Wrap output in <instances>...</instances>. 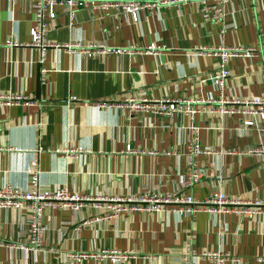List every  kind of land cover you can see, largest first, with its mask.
<instances>
[{
    "label": "crops",
    "instance_id": "0c3cea01",
    "mask_svg": "<svg viewBox=\"0 0 264 264\" xmlns=\"http://www.w3.org/2000/svg\"><path fill=\"white\" fill-rule=\"evenodd\" d=\"M53 11V19L44 18V39L60 47L47 48L39 64L37 48L27 45L34 24L28 4L0 0V94L29 101L0 104V187L26 188L30 170H36L41 186L64 187L89 199L77 211L45 210L43 244L33 252L15 247L23 238L18 222L24 212L0 209V264H73L65 254L102 250L129 255L115 262L86 257L80 264H185V245L196 264H213L198 256L218 249L235 258L225 264H264L262 216L204 210L112 215L105 214L106 202L96 199L180 188L202 202L218 187L228 197L264 198L263 162L239 153L247 146H264V132L241 129L238 115L201 110L190 118L116 106L141 92L204 101L264 97V0H229L219 22L203 20L194 2L142 11L136 22L112 7L77 8L71 27L62 6ZM7 39L18 45L7 46ZM95 43L123 51L86 57L81 48ZM150 44L154 48L147 51ZM218 46L255 51L227 60L229 77L221 93L209 80L218 59L207 51ZM192 136L212 152L190 158L204 167V174L186 188L181 176L189 166ZM94 216L101 219L88 221Z\"/></svg>",
    "mask_w": 264,
    "mask_h": 264
},
{
    "label": "built area",
    "instance_id": "2783aa9c",
    "mask_svg": "<svg viewBox=\"0 0 264 264\" xmlns=\"http://www.w3.org/2000/svg\"><path fill=\"white\" fill-rule=\"evenodd\" d=\"M27 3L32 13L34 24L29 28L28 33L31 38L30 44L37 48L39 53L38 62L42 63L43 56L47 48L58 49L60 46L52 44L44 39L48 23L45 17L53 19L55 13L53 7L60 5L66 12L69 22L72 26L74 10L84 8L88 10H103L109 7L114 8L115 12L121 13L130 18L132 22L139 19L140 12H151L156 8L179 4L185 2H194L199 9L201 18L205 21L219 22L223 20V5L229 0H23ZM7 46H17L15 41L7 39ZM70 45H67L69 47ZM153 44L146 47V50H152ZM207 50V49H206ZM86 57L94 55H103L106 53L118 54L123 49L109 47L105 44H88L81 48ZM218 59L217 64L209 76L211 84L221 93L229 77V71L226 67L227 60L231 57H251L255 51L250 47L244 46H218L215 50H207ZM45 69L39 68V78L44 82ZM18 102L28 103L29 101L19 95L0 94V104H12ZM206 102L215 106L210 108L203 105ZM121 109L129 112H151L156 115H170L173 112H180L190 118L199 111L212 112L219 115L235 114L240 117L241 129H254L258 133L264 132V97H234L217 98L204 101L199 98H151L145 93L130 94L125 96L120 103L116 104ZM129 150V146H125ZM187 152L189 156V166L181 176L183 187L199 182L204 174V167L196 165L190 160L192 156L199 153H211L207 148H200L196 136L188 140ZM214 152V151H213ZM169 153V152H166ZM240 154H252L257 160L264 164V146H247ZM219 180V178H218ZM88 200L89 196L80 195L76 192H69L64 187L49 189L41 186L38 180L36 170H30L28 185L26 188H18L5 184L0 187V209H16L24 212L21 216L18 227L22 231V240L15 245L23 252H33L40 250L43 244V234L46 227L43 223V214L49 208H66L71 211H77L81 207L83 200ZM96 199L105 201V214L116 215L123 212L140 211L144 213H157L165 210L176 212L179 215L191 214L198 210H204L209 214H235L248 219L258 216L264 217V198L255 200H245L238 197H228L227 194L218 187L205 200L197 201L191 194L184 193L182 190L175 189L163 194L142 192L138 195L129 196H96ZM101 216H94L88 221L100 220ZM85 223V221L83 222ZM128 253L105 252L102 250L96 253H67L66 257L72 260L73 264H80L86 257L101 258L106 257L111 261H124ZM200 258H206L213 264H225L228 259L235 260L228 252L221 250L202 251ZM183 261L185 264H196L194 253L189 252L188 246L183 248Z\"/></svg>",
    "mask_w": 264,
    "mask_h": 264
}]
</instances>
